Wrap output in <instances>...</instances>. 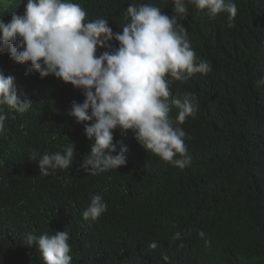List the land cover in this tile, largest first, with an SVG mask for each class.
I'll use <instances>...</instances> for the list:
<instances>
[{
  "label": "trees",
  "instance_id": "trees-1",
  "mask_svg": "<svg viewBox=\"0 0 264 264\" xmlns=\"http://www.w3.org/2000/svg\"><path fill=\"white\" fill-rule=\"evenodd\" d=\"M74 2L87 20L105 19L114 33L122 31L123 14L134 2L170 17L175 7L172 0ZM234 2L233 28L228 13L212 18L189 0L179 20L197 56L211 66L207 74L171 84L173 98L188 92L197 98L195 114L179 125L191 160L184 169L117 128L114 142L117 151L127 148L126 165L90 175L81 167L93 142L85 134L90 122L68 115L73 101H84L82 92L0 54V72L13 76L21 99L33 103L24 113L0 106L7 116L0 132V264H44L25 234L65 230L71 264H264V85L258 84L264 77V0ZM25 3L0 0V19L23 14ZM70 143L75 154L67 169L44 176L38 161H29L32 149L55 153ZM93 194L103 197L107 211L85 220ZM153 242L156 249L149 247Z\"/></svg>",
  "mask_w": 264,
  "mask_h": 264
},
{
  "label": "clouds",
  "instance_id": "clouds-1",
  "mask_svg": "<svg viewBox=\"0 0 264 264\" xmlns=\"http://www.w3.org/2000/svg\"><path fill=\"white\" fill-rule=\"evenodd\" d=\"M210 17L228 13V28L237 15L234 0H189ZM170 17L153 4H130L124 12L127 21L121 32H113L107 20H87L86 10L74 0H26L23 14L13 13L9 22L0 19V54H9L17 63H30V70L41 78L55 76L73 85L85 97L73 101L68 115L85 123V134L92 142L81 167L96 176L127 163L126 147L117 151L114 130L129 131L147 151L163 161L184 169L190 165L186 133L182 125L197 109L194 93L183 99L172 97L171 84L184 82L194 74H207L211 66L201 60L191 46L188 30L179 23L187 13L185 0H172ZM113 42H118V47ZM98 49H103L98 54ZM27 74V73H26ZM258 84L264 85V77ZM15 78L0 72V106L24 113L32 101L21 99ZM177 110L175 119L172 109ZM7 119L0 107V132ZM75 144L55 153L41 155L30 151L29 161H38L40 175L73 165ZM178 157V158H177ZM51 170V171H50ZM107 211L100 194L90 196L82 216L98 219ZM177 232L172 236L180 238ZM198 235L205 238V233ZM25 244L38 245L44 264H71L70 236L65 231L37 237L27 232ZM207 243V241H206ZM156 249L155 242L150 243ZM183 247V244L180 245ZM163 259L167 261L168 256Z\"/></svg>",
  "mask_w": 264,
  "mask_h": 264
}]
</instances>
